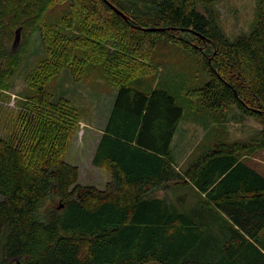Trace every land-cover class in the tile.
Returning a JSON list of instances; mask_svg holds the SVG:
<instances>
[{
	"label": "trees",
	"instance_id": "1",
	"mask_svg": "<svg viewBox=\"0 0 264 264\" xmlns=\"http://www.w3.org/2000/svg\"><path fill=\"white\" fill-rule=\"evenodd\" d=\"M199 1L208 13L198 10ZM59 2L68 6L63 28L45 26L47 6ZM211 2L0 0V61L8 62L9 76L15 74L27 46L25 40L16 50L7 47L5 41L16 27L38 32L48 47L43 63L51 69L44 75L39 72L36 79L35 101L40 106L50 100L43 84L69 65V54L51 61L60 48L71 44L60 30L82 31V26L97 21L131 54L129 65L154 54L159 42L197 55L209 76L196 90L204 107H234L262 124L257 139L215 144L179 172L172 165L170 146L183 108L167 89L143 92L110 71L117 91L91 160L108 174L103 188L78 182L77 166L57 156L61 143L55 133L41 135L31 152L25 151L27 136L20 135L19 126L0 134L1 259L19 264H264V176L237 156L239 151L264 148V0L257 3L255 26L234 41L214 21ZM192 41L207 48L202 51ZM69 129L61 127L58 139L63 143ZM44 138L56 142L46 152ZM167 183L189 184L196 188L197 198L204 195L198 202L204 208L197 212L199 217L217 218L214 209H219L231 223L212 220L210 224L222 226L215 234L211 228L204 233L199 218L150 193Z\"/></svg>",
	"mask_w": 264,
	"mask_h": 264
},
{
	"label": "rangeland",
	"instance_id": "2",
	"mask_svg": "<svg viewBox=\"0 0 264 264\" xmlns=\"http://www.w3.org/2000/svg\"><path fill=\"white\" fill-rule=\"evenodd\" d=\"M258 1L212 0L209 9L219 29L229 41H234L255 26ZM67 7L64 2L50 8L47 6L42 17L45 26L63 28L62 17L67 14ZM197 7L199 11H206L200 1ZM76 15L82 23L85 22V17L81 19L79 14ZM18 28V39L14 43ZM64 31L66 33L61 30L60 33L71 44L58 47L61 52L53 54L51 61H55L60 54H69V65L50 75L42 88L50 97L49 103L57 104L52 106L49 103L40 106L35 101L38 73L44 75L51 69L50 64L43 63L49 56L48 47L43 46L38 32L28 33L26 28L18 26L9 41H5L10 50L18 49L25 40L27 46L14 75L7 74L8 62L0 61V134H9L19 126L20 135L25 132L27 136L23 138L25 151L31 152L35 150L32 144L41 135L49 137L50 133H55L59 138L61 127L70 126L64 143L62 139L55 138L57 143H61L56 153L65 162L77 166L80 184L101 189L108 179L107 172L93 166L91 160L117 91L118 82L109 74L110 71L117 79L123 75L122 82L143 92H150L155 87L167 89L183 108L182 119L170 146L171 161L195 159L215 144L240 143L259 137L262 124L257 119L244 115L234 107L221 110L204 107L196 90L209 80V76L197 55L177 45L159 42L154 54L136 65H129L131 54L127 49L118 47L116 39L99 22L82 26V31L74 27ZM191 34L186 35L192 38ZM192 42L202 51L207 48L203 42ZM46 141L43 152L56 143L51 138H44L42 144ZM53 149L56 151V146ZM237 156L264 176V148L253 152L239 151ZM171 187L169 183L161 184L150 193L156 196L160 190L158 194L163 196ZM176 191L179 192V189ZM206 261L209 259L206 258ZM0 264H7L3 257H0ZM145 264L160 263L147 261Z\"/></svg>",
	"mask_w": 264,
	"mask_h": 264
},
{
	"label": "crops",
	"instance_id": "3",
	"mask_svg": "<svg viewBox=\"0 0 264 264\" xmlns=\"http://www.w3.org/2000/svg\"><path fill=\"white\" fill-rule=\"evenodd\" d=\"M171 145H172V142H171ZM193 159L188 160L186 158H183L181 160H178V161L173 160L171 162H172V165L174 166V168L176 170H179V172H180V170L185 169ZM257 172L260 173L259 171H257ZM177 189H179V192L176 191ZM195 189L196 188L194 186H191L189 184H187V185L176 184V185H172V187L169 189V191L167 193H165L163 196L158 194V192L160 191V190H158L156 197L165 198V200L167 202L174 203V204L178 205L180 208H182L183 210H186L187 214L190 217L199 218L198 221L200 222V226L204 230V233L207 232L208 228H211V229H213V232L215 234L216 230L222 226L221 222L210 224L212 222V220L225 218L229 224L231 223L230 218L228 216H226L219 209H214V211L217 214V218L212 216V214L208 217H207V215H202V217H199L200 215L197 214V212L201 211V208H200L201 204H199L198 202H203L204 195L202 194L200 196L201 197L200 199L197 198V195H195L193 193V192H196ZM193 195H194V197H193ZM202 209L204 210V208H202ZM207 209L208 208H206V210ZM204 213H206V212H204Z\"/></svg>",
	"mask_w": 264,
	"mask_h": 264
},
{
	"label": "water",
	"instance_id": "4",
	"mask_svg": "<svg viewBox=\"0 0 264 264\" xmlns=\"http://www.w3.org/2000/svg\"><path fill=\"white\" fill-rule=\"evenodd\" d=\"M108 3V2H107ZM109 4V3H108ZM113 10H115L118 14H120L121 16H123L125 19L126 17L123 15V13H121L118 9H116L113 5L109 4ZM20 28H18L15 31V37H14V43H16L17 39H18V33H19Z\"/></svg>",
	"mask_w": 264,
	"mask_h": 264
},
{
	"label": "flooded vegetation",
	"instance_id": "5",
	"mask_svg": "<svg viewBox=\"0 0 264 264\" xmlns=\"http://www.w3.org/2000/svg\"><path fill=\"white\" fill-rule=\"evenodd\" d=\"M19 264V262L16 260H14V259H11V260H9V261H7V264Z\"/></svg>",
	"mask_w": 264,
	"mask_h": 264
}]
</instances>
